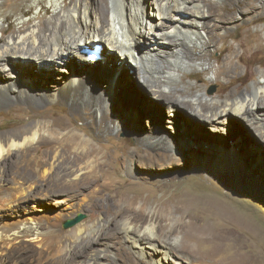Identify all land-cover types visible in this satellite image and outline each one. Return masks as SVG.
<instances>
[{
	"label": "bare ground",
	"instance_id": "6f19581e",
	"mask_svg": "<svg viewBox=\"0 0 264 264\" xmlns=\"http://www.w3.org/2000/svg\"><path fill=\"white\" fill-rule=\"evenodd\" d=\"M30 1L34 5L41 6V0ZM254 1L256 0H47L54 9L49 19L41 16L34 24L22 21V25L17 30L9 32V29L2 24L10 12L5 8L6 0H0V65L7 68L6 74L2 73V68L0 69V105L12 102L17 104L21 101L49 102L61 97L72 106L74 112L83 109L87 111L88 117H96L99 133L133 127L134 136L146 146V149L161 151L163 154H175L179 147L190 150L191 144L181 145V140H177L180 135L173 129L178 125L177 119L181 118L184 128L189 125L186 132L188 131L187 135L192 141V146L202 152L209 165L224 168L230 166L235 174L248 173L255 177V172L264 167V150L262 151L264 102L262 104L260 102L264 101V72H260L258 80L245 84L247 76L243 75L240 79V76L232 75L235 70L227 55L222 59L217 58L214 64L210 61L214 48L210 38L216 36L214 29L229 21L232 22V18L239 20L237 16L240 14L243 16V21L249 13L253 12L256 15L261 13ZM257 1L264 7V0ZM229 2H232V8L221 9ZM21 18L22 15L17 18L18 21ZM239 23V21L233 22L225 28L229 30ZM95 44H101L103 49L98 54L99 58L92 60L81 49L86 45L92 50ZM33 63L40 65L39 69L34 68L42 81L50 76L48 74L51 73L52 67H54L53 71L58 69L69 73L58 82L61 84L56 90V95L55 92L49 93V90L41 91L35 83L27 84L23 81L24 76L21 77V73L32 72L30 70L33 69ZM55 65L62 67L58 68ZM198 67L202 70L211 69L214 73V82L230 77L232 78L230 81L239 80L232 88L227 84L225 92L208 98L207 82L200 72H196ZM108 68H111V74ZM132 68L138 70V73H135L136 77L131 74V77L129 76V70ZM192 74L195 75L196 83L189 84L183 80L185 76L191 77ZM250 75L251 73L248 76ZM128 76L131 80L126 81ZM135 82H138V86L131 88ZM126 93L133 100L134 95L137 102L135 104L126 102V98H122ZM165 94L173 95L175 99L162 100ZM179 96L187 97L189 100L184 102ZM116 100L123 103L122 108L118 106L121 110L113 106ZM154 100L157 101V106L150 104ZM165 104L168 114L171 115L168 121L172 124L166 126L169 128L156 129L149 115L147 122L143 121L141 114L143 107L147 108L146 114L151 115V111L155 109L166 114L163 111ZM89 109L91 112H88ZM181 109L189 117H184L183 112L181 117L178 116ZM158 110L155 112L159 113ZM188 121L199 126L194 127ZM232 121L235 122L233 126L230 124ZM135 123L140 125L134 127ZM45 126L52 133L56 131L60 134L65 130V126L62 125L55 127L54 123L32 121L20 130H15L16 132L0 133V172L5 169L3 164L15 157L22 165L30 164L26 156L32 153L36 141L40 139L41 130L45 131ZM221 126L228 129L224 133L229 134L232 131V136L231 133L229 138L222 136ZM249 127L254 130L258 142L262 145L252 141L253 137L251 138L247 134V129L245 130ZM209 129L214 131V136L209 134ZM240 130H245V134L244 132L243 135L238 134ZM246 135L252 142L249 141L250 139L247 142L246 138H242ZM57 140L61 142L62 148L53 155L54 160L61 158L67 161L73 172V177L67 182L57 179L58 185H66L65 189H70L73 199L86 192V196L89 197L87 206L92 209V213L101 212L103 220L109 217V224L103 226L95 236L92 227L84 224H77L62 235L54 227L60 221L54 225L50 224L49 227L52 228L47 230H44L40 222L33 218H25L18 222L4 221V224L0 222V262L3 261L8 248L13 246L25 249L31 247L28 246V242H32L31 245L37 247L34 251L38 256L29 258L30 263L36 261V264H98L100 259L106 256L105 247L99 245L100 240L107 237L117 242L119 231L136 252L146 255L149 253L155 264H164L172 260L171 247L160 243L176 237L177 233L185 232L184 230L196 239H202L207 235V239L210 236L221 241L232 239L237 242L239 237L233 231L210 230L208 226H201L199 220L189 214V208L197 204V201L187 200L181 205L186 208L181 215L175 216L177 212L171 207V203L159 204L155 210L145 214L143 211L147 209V202L142 203V201L140 206H136L138 202L136 196H132L127 190L121 191L114 186V182L107 180L109 175L105 170L107 167L102 169L101 166L106 162L102 159L104 153L93 146L90 137L68 130ZM256 146H261V149L256 148L257 151L253 148ZM192 148L191 151L194 150ZM166 149L172 150L173 153L166 152ZM249 149H252L250 151L252 155L247 158L246 153ZM69 153L73 154V157H69ZM171 156L172 158H165L157 153L139 152L133 148L128 152V173L144 179L147 173L157 169H165L166 173L176 171L180 163L185 165L183 166L185 169L189 165L195 169L202 168L203 159L188 161V154L182 157L177 154ZM236 157L242 158L243 161V165L238 168ZM233 159L235 165L229 163ZM48 164V161L39 163V168L35 170L36 174L46 175V169L42 171V168ZM168 168L173 171L166 170ZM210 168L207 165L206 169L210 170ZM102 177L107 179L104 180ZM99 191L108 193L114 206L110 204L109 199L103 196L96 197ZM218 204L216 206L224 213L226 210H223L222 204ZM80 205L83 206L81 203ZM67 216L60 212L56 215L60 220L66 219ZM232 218L247 225L245 219L239 220L235 216ZM137 219L140 220V225L132 224L133 220ZM118 228L120 230L117 232ZM66 239H73V244L75 243L69 250H64L62 246L63 240ZM186 243L189 246V241ZM186 249L190 253L194 251L187 247ZM214 250H223V244L218 243ZM84 251H88L89 261L92 262L87 263L82 260L77 262L76 257L81 256ZM49 255H52V260ZM175 263L181 264L179 261Z\"/></svg>",
	"mask_w": 264,
	"mask_h": 264
},
{
	"label": "rangeland",
	"instance_id": "374dc122",
	"mask_svg": "<svg viewBox=\"0 0 264 264\" xmlns=\"http://www.w3.org/2000/svg\"><path fill=\"white\" fill-rule=\"evenodd\" d=\"M40 3L42 7L32 4L30 0H6L5 8L10 13L2 26L9 29V32H12L22 25V21L34 24L38 22L41 16L45 19H49L53 14V7L49 5L47 0H41ZM231 4L232 2H229L221 9L227 10L232 8L233 6ZM254 4L259 7L261 13H258V15L253 12L249 13L250 15L248 14V17L243 21V16L240 14L237 16V19H239L237 21L240 22L237 26L229 28V30L225 28L226 26L229 27L233 22H237L235 20L236 18H232V22L229 21V23L214 29L217 37L210 38L211 44H213L212 47L217 48H213L212 54L210 55L211 63L214 64L217 58L222 59V57L227 55L231 59L235 70V73L232 75H238L240 76V79H242L243 75L247 76V83L245 84H251L254 80H258L260 72H264V7L257 0L254 1ZM220 5L223 6L221 3ZM20 15H22V18L18 21L17 18ZM39 66V64L33 63V69L30 70L32 72L27 71L26 73H21V77L24 76L22 77L23 81L27 82V84L35 83L41 91L49 90V93L55 92L56 95V90H58L59 85L61 84L58 82L69 73L58 69L53 71L54 67H52L50 70L51 73L48 74L50 76L46 78L45 81H42L38 74H36V68H34L37 67V69H39ZM55 66L58 68L62 67V65ZM134 67L135 65L133 64V68ZM133 68L129 70V76L131 74L136 77L138 70ZM0 69L3 74L7 73V68L5 66H1ZM108 70L111 74V68H108ZM196 70V72H200L206 79V92L208 98L212 96L216 97L217 94L225 92V86L227 84H229V88H232L233 85L235 86L237 84V80H239L235 79L230 81L232 79L230 77L214 82V73L211 69L202 70L201 67H198ZM250 73L251 75L248 76ZM195 74L198 75V73ZM129 76L126 81L129 79L131 80V76ZM39 80L40 83H38ZM183 80L189 84L196 83L197 81L194 74H192L191 77L185 76ZM177 82L180 83L179 79H177ZM135 83L132 84L131 88H133V86H138V82ZM37 84H39V86ZM242 87L243 85H241V88ZM139 90L141 89L139 88ZM131 91H133V89H131ZM165 95L162 96V100L163 98L175 99L173 95H166L167 97ZM124 97L126 98V102H130L131 104L137 102L134 95V100L128 93L123 94L122 98ZM179 97L180 99L182 98L181 100L184 102L189 100L184 96ZM116 101L113 102V106L116 107L115 109L118 108L117 110H121V104L123 103L117 101L118 105ZM47 102L48 101H21L17 104L12 102L7 105H0V133L15 130L18 131L32 121L49 124L54 123L55 127H59V125L65 126V130H62L60 134L56 131L52 133L48 130L47 126H45L47 128H45V131L44 129L41 130L40 139L36 141L32 153L26 156L27 159L30 160L29 165L20 164L16 157L14 158L16 160L12 159L3 164L5 169L3 172H0V222H2V224H4V221L18 222L25 218H33L40 222L41 226L45 228L44 230H47L52 228L49 227L50 224L54 225L60 221L58 225L54 227L59 234L63 235L73 227L64 228L63 223L67 219L75 217L77 213H84L86 217L75 225L84 224L91 226L92 233L95 234V236L103 226L109 224V217L106 220H103L101 212L98 214L92 213V209L87 206L89 197L86 196V192H83L77 198L73 199L70 189H65L66 185H58L59 183L57 182V179H59V181L63 180L67 182L73 177V172L70 169L71 165L61 158H57L55 161L53 157V155L62 148L61 142L57 139L61 138V135H63L64 132L70 130L73 133H83L92 139L93 146L104 153L102 159H105L106 162L101 166L102 169L107 167L105 170L108 171L109 175L108 179L103 177L102 179L110 180L111 182H114V186L120 188L121 191L127 190L132 196H136L138 200L136 206H140V202L142 201V203L147 202V209L143 211L145 214L155 210L156 206L159 204L171 203V207H174L173 209L177 212L175 216H177L181 215L184 209H186L181 205H184L187 200L197 201V204H194V206L189 208V214L196 217L201 226H208L210 230H231L239 237L237 242L232 239H230L231 241L229 239H223L221 241L218 238L210 236L209 239H211L209 240L207 239V235L202 239H196L195 237L193 238L192 234H189L184 230L185 232L177 233L176 237H172V239H168L164 242L160 241L161 245L168 244L172 249L170 251V258L172 260L164 264H176L175 261H179L181 264H248L249 260L250 264H264V167L263 169L260 168L256 171L254 177L248 173L235 174L234 171H232L233 168L231 169L230 166L224 168L209 165V163L205 161L207 158L202 155V152L195 149V146H192V141L187 135L188 131L186 132V130L189 129V125L187 124V127L185 124L186 128H184L181 118L177 119L178 125L173 128L178 131L180 135V139L178 138L177 140H181V145L184 143L187 146L191 144L189 147H193L192 149L194 150L191 151L190 148V150L188 149L189 152H187L188 150L185 148L179 147L175 154H163L161 151L146 149V146L144 144L142 145L139 139L134 136L133 127H125L121 130L114 129L99 133L97 130L96 117H88L86 114L87 111L82 109L74 112L72 106L61 97L60 99L55 98L54 100ZM184 102H182V104H184ZM260 102L262 104L264 101ZM131 104L128 105L131 106ZM150 104L156 105L157 101H151ZM139 106L142 107V105ZM164 108V110L163 107L161 109L165 111L166 114H163L164 112L160 113L161 110L155 109L151 111L152 114L150 115L146 114V112H148L147 108L143 107V112H141V114H143V121L147 122V115H149V117L151 116L153 126L156 129L166 130L169 128L166 126H170L172 123L168 121L170 120L169 118L171 115L168 114L169 111L166 104ZM89 110L88 112H91V110ZM156 110H158L159 113L155 112ZM182 112L183 110L181 109L178 116L181 117ZM183 113L185 114L184 117H186L187 114L185 112ZM34 114L37 115L35 116ZM142 124L144 125V123ZM189 124L193 125L192 122ZM230 124L233 126L235 122L232 121ZM43 125L44 124H42V126ZM138 125L140 124L135 123L134 127H137ZM193 126L198 127L199 124L194 123ZM208 126L211 127V125ZM221 127L222 133H219L222 136L229 138L230 133L232 136L233 132L231 129H229L231 132L228 134L224 133V131L228 129L223 126ZM246 129L248 131L247 134L251 138L253 137L252 141L259 143L258 136L254 133V130L250 127L245 128V130ZM245 130H240L238 134L241 133L243 135V132L245 134ZM255 132L257 131L255 130ZM213 133L214 131L209 129V134H211V136H214ZM242 138H246L247 142L251 141L250 138V140L248 139L247 135ZM259 145L262 144L259 143ZM199 146L201 145H198V147ZM228 147L230 146L228 145ZM133 148L139 152L150 151L155 154L157 153V155L165 158H172L171 155L174 156L176 154L180 157L188 154V161H194L196 159L201 161L203 159V162L201 163L202 168L195 169L193 166L189 165V167L185 169V167H183L185 165L180 163L176 171L171 170V168L166 169L173 171L171 173H166L167 171H165V169H157L156 171H150V173H147V175L143 177L144 179H139L138 175L129 174L127 169L128 152ZM253 148L261 149V146ZM251 150L249 149L246 153L247 158L249 155H252V152H250ZM256 150L258 151V149ZM263 150L264 146L262 151ZM260 151L259 153H261ZM166 152L173 153V151L169 149H166ZM69 157H73V154L69 153ZM236 158L238 168L243 165V161L240 157ZM125 159L127 160L125 161ZM42 161H48L49 163L42 168V171L46 169L47 172H45L46 175L43 174L44 176L38 175L35 172V170L39 168V163ZM229 163L235 165V159L230 160ZM73 165H75V163H73ZM207 165L211 167L210 170L206 169ZM124 166L125 168L123 169ZM108 195V193H103L102 191L96 193V197L100 198L103 196L104 198L109 199L110 204L114 206L113 200ZM80 203L83 204V206L80 205ZM216 204H222L223 210H226L223 212L226 215L220 211ZM58 212L68 215V218L66 217V219L64 218L62 220L58 219L56 217ZM232 216H235L239 220L245 219L247 225L238 220H233ZM133 221L132 224L140 225L139 219ZM119 230L120 228L117 229V232ZM190 231L195 234L194 231ZM118 235L119 239L117 242H113L107 237H103V239L100 240L99 245L105 247L106 256L102 257L98 264H155L151 260L149 253L146 255L136 252L134 248L130 246L129 241L124 239L120 231L118 232ZM187 241H189V246L186 243ZM62 243L64 250H69L75 244H73V239L63 240ZM218 243L223 244V250H214ZM28 244V246L31 247L25 249L20 247L15 248L13 246L8 248L6 250L7 253L5 252L3 256V261L0 262V264H36V261H33L32 263L28 261L29 258L31 259L38 256L34 251L37 247L32 246V242H28ZM186 247L192 251L194 249L193 253H190ZM29 249L32 250V252H30ZM49 256L48 257L52 260V255ZM76 259L77 262L79 260L87 263L92 262L89 261L88 251H84L82 255L77 256Z\"/></svg>",
	"mask_w": 264,
	"mask_h": 264
},
{
	"label": "water",
	"instance_id": "95a60500",
	"mask_svg": "<svg viewBox=\"0 0 264 264\" xmlns=\"http://www.w3.org/2000/svg\"><path fill=\"white\" fill-rule=\"evenodd\" d=\"M86 217V215L84 213H77V215L71 219H67L64 223H63V227L64 228H69L74 226L76 223L80 222L81 220H83Z\"/></svg>",
	"mask_w": 264,
	"mask_h": 264
}]
</instances>
